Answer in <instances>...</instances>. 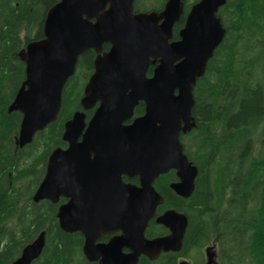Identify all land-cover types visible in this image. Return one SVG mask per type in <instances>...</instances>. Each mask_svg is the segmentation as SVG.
Returning <instances> with one entry per match:
<instances>
[{
    "label": "water",
    "instance_id": "water-1",
    "mask_svg": "<svg viewBox=\"0 0 264 264\" xmlns=\"http://www.w3.org/2000/svg\"><path fill=\"white\" fill-rule=\"evenodd\" d=\"M226 1L194 4L180 39L171 41L184 0H167L161 12L138 13L135 0H59L46 14L44 36L20 50L25 79L9 106V111L22 113L19 147L57 119L80 55L89 49L98 53L84 88L83 110L65 122L68 146L51 152L33 195L35 202L69 198L58 209L59 225L65 232L82 233L89 261L137 264L143 255L155 259L163 251L182 249L188 217L174 208L157 215L164 196L155 183L173 169L178 180L170 188L183 198L195 191L199 168L184 152L181 135L197 126L194 88L225 37L216 11ZM104 44L111 48L102 54ZM140 101L145 113L126 124ZM97 102L87 119L86 110ZM123 176L138 177L139 183ZM155 216L169 233L150 238L146 230ZM117 231L108 241H99ZM44 245L42 231L13 264H31ZM204 253L205 264H220L215 240ZM177 264L192 262L181 259Z\"/></svg>",
    "mask_w": 264,
    "mask_h": 264
},
{
    "label": "trees",
    "instance_id": "trees-1",
    "mask_svg": "<svg viewBox=\"0 0 264 264\" xmlns=\"http://www.w3.org/2000/svg\"><path fill=\"white\" fill-rule=\"evenodd\" d=\"M57 1L0 0V264H13L42 231L45 245L31 264H95L83 253V235L60 228L58 204L33 200L42 163L55 148L67 146L65 122L82 110L92 51L80 56L65 85L57 119L24 147L16 144L22 113L9 111L25 79L19 52L44 36L46 14ZM164 2L150 0L146 7L158 9ZM223 25L225 37L194 88L197 126L181 135L184 152L199 168L195 191L189 198L177 195L170 188L178 180L173 169L155 183L164 196L158 212L174 208L188 217L183 247L154 261L143 255L139 264H177L192 249L193 263L204 264L203 248L212 240L221 264H264V0H227ZM168 232L152 220L146 236Z\"/></svg>",
    "mask_w": 264,
    "mask_h": 264
},
{
    "label": "flooded vegetation",
    "instance_id": "flooded-vegetation-1",
    "mask_svg": "<svg viewBox=\"0 0 264 264\" xmlns=\"http://www.w3.org/2000/svg\"><path fill=\"white\" fill-rule=\"evenodd\" d=\"M137 1L138 0H135V2H134V12L135 13H138V12H151V11H157V12H161L163 9H164V7H165V4H166V2H167V0H165V2L162 4V5H160L159 6V8L158 9H155V8H152V9H148L147 7H146V5L148 4V2L150 1V0H141V3L142 4H136L137 3ZM155 1V0H154ZM200 0H184V10H183V13L180 15V18L175 22V24H174V26H173V37H172V39H171V41H175V40H178V39H180V35H179V31L186 25V23H187V18H188V15H189V12H190V10H191V8H192V6L194 5V4H196L197 2H199ZM226 3H227V1H226ZM225 3V4H226ZM225 4H223V5H221V6H219L218 7V10L216 11V16L218 17V18H220L221 19V21H222V23H223V6L225 5ZM220 45L221 44H219L218 45V47L215 49V51H214V54H213V56L209 59V62H208V64L210 63V61L215 57V55H216V53H217V50H218V48L220 47ZM110 48H111V45L110 44H104V46H103V51H102V54L103 53H105V52H108L109 50H110ZM88 51H92V53L94 54V59H93V70H92V72H91V74L89 75V78L92 76V74L95 72V60H96V58H97V56H98V53H97V51L95 50V49H89ZM88 51H86V52H88ZM85 52V53H86ZM85 53H83L82 55H84ZM81 56V55H80ZM80 58V57H79ZM78 62H79V60H78ZM77 68H78V64H77V67H76V71H77ZM153 69H154V66L152 65V66H150L149 67V69H148V76H151L152 75V73H153ZM76 71H75V73L73 74V75H75L76 74ZM72 75V76H73ZM71 76V77H72ZM70 77V78H71ZM69 78V79H70ZM89 80V79H88ZM67 84V83H66ZM85 88V87H84ZM83 93H84V90H83ZM83 96H84V94H83ZM83 98V97H82ZM82 101V100H81ZM99 103L100 102H97L92 108H90L89 110H86V113H87V111H89V113H90V116H88V114H87V119H90L91 118V116L94 114V112H95V110H96V108H97V106L99 105ZM146 105H145V103L143 102V101H140L139 102V104L135 107V109H134V114H133V116H132V118L130 119V120H127L125 123L126 124H129V123H131L132 121H133V119L134 118H136V117H138V116H141V115H143L144 113H145V109H146V107H145ZM81 107H82V103H81ZM83 109V108H82ZM67 146H68V143H67ZM66 146V147H67ZM66 147H63V148H66ZM51 154V153H50ZM50 154L48 155V158H47V160H46V162L44 163H42V165H45V171H44V174H43V176H42V178H41V180H40V182H39V184H38V186L40 185V183L42 182V180L44 179V177H45V175H46V170H47V165H48V161H49V156H50ZM138 179V181H137V183H135V182H132V180H134V179ZM128 179V180H127ZM123 180L124 181H126V182H132V183H135V184H138L139 183V178L138 177H134V178H132V179H130L129 180V178L127 177V176H123ZM38 186H37V188H38ZM37 188H36V190H37ZM35 190V191H36ZM35 193V192H34ZM34 195V194H33ZM43 200V199H42ZM46 200H49V199H46ZM68 200H69V198H67L66 196H63V195H61L60 196V198H59V200L57 201V202H53V201H51V200H49V201H51L52 203H55V204H58V209H59V207L62 205V204H64V203H66V202H68ZM39 202V201H38ZM167 210V209H166ZM57 212H58V210H57ZM164 212V211H163ZM162 213V212H161ZM160 213L158 212V210H157V215H159ZM156 215V216H157ZM156 216L153 218V219H151V221L152 220H154L155 222H156ZM150 223V222H149ZM157 223V222H156ZM149 226V225H148ZM81 233V232H80ZM118 233H120V231H117V232H113V233H111V234H103L101 237H100V239H99V241H102V242H106V241H108L113 235H115V234H118ZM169 233V232H168ZM82 234V233H81ZM84 237V236H83ZM213 241V240H212ZM212 243V242H211ZM210 243V244H211ZM217 243V242H216ZM84 244V243H83ZM207 246V245H206ZM205 248V247H204ZM204 248H203V253H204ZM83 249V248H82ZM181 251V250H180ZM192 252H191V256H189V257H181V258H179V261L181 260V259H188V260H190L191 262H192V264H194L193 262H194V249H192L191 250ZM163 252H168V251H163ZM174 252H179V251H174ZM162 253V252H161ZM161 253L159 254V256L157 257V258H155V259H150V258H148L147 256V258L149 259V260H151V261H154V260H156V259H158L159 257H160V255H161ZM145 256V255H144ZM204 257H205V262H206V256H205V253H204ZM178 261V262H179ZM93 263H95V264H97V262H93ZM137 264H139V263H137ZM150 264H156V263H150ZM205 264V263H204Z\"/></svg>",
    "mask_w": 264,
    "mask_h": 264
},
{
    "label": "rangeland",
    "instance_id": "rangeland-1",
    "mask_svg": "<svg viewBox=\"0 0 264 264\" xmlns=\"http://www.w3.org/2000/svg\"><path fill=\"white\" fill-rule=\"evenodd\" d=\"M217 250H218V243H217ZM218 260H219V262H220V264H221V260H220V258H219V250H218Z\"/></svg>",
    "mask_w": 264,
    "mask_h": 264
},
{
    "label": "bare ground",
    "instance_id": "bare-ground-1",
    "mask_svg": "<svg viewBox=\"0 0 264 264\" xmlns=\"http://www.w3.org/2000/svg\"><path fill=\"white\" fill-rule=\"evenodd\" d=\"M1 150V149H0Z\"/></svg>",
    "mask_w": 264,
    "mask_h": 264
}]
</instances>
